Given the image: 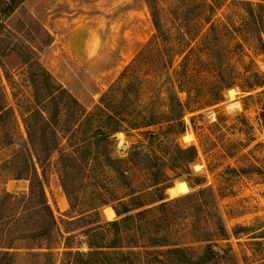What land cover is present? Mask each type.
I'll use <instances>...</instances> for the list:
<instances>
[{
  "label": "rangeland",
  "instance_id": "1",
  "mask_svg": "<svg viewBox=\"0 0 264 264\" xmlns=\"http://www.w3.org/2000/svg\"><path fill=\"white\" fill-rule=\"evenodd\" d=\"M17 12L0 17V213L6 191L29 192L30 178L16 177L42 170L27 132L41 110L49 141L116 126L100 122L101 102L120 113V131L67 147L76 159L65 172L55 155L45 191L58 224L49 236L1 239L0 264H264V0H24ZM4 64H16L7 76ZM177 146H194L195 159ZM94 206L103 260L88 255L87 219H76Z\"/></svg>",
  "mask_w": 264,
  "mask_h": 264
},
{
  "label": "trees",
  "instance_id": "2",
  "mask_svg": "<svg viewBox=\"0 0 264 264\" xmlns=\"http://www.w3.org/2000/svg\"><path fill=\"white\" fill-rule=\"evenodd\" d=\"M24 0H9L6 6H1L0 5V17L2 15H5L9 21H11L12 17H19L18 12H16L17 9H19L22 5ZM213 2V1H212ZM251 5V4H250ZM214 5H212L210 8L212 9ZM252 7V6H251ZM19 11V10H18ZM29 16L35 21L39 22L37 18L30 12ZM153 21H154V26L156 27L157 30H161L162 28V22L161 20L153 14ZM0 25L2 27H6V24L3 22H0ZM46 33H49L46 30ZM50 36V41L52 39V35L49 33ZM35 39L33 38V41ZM8 41V36L5 33L0 32V57L8 55V53L5 54V50L1 48V44L6 43ZM48 43V42H46ZM11 49V48H10ZM32 49V48H31ZM13 51V50H12ZM24 63L30 62V58L25 55L23 57L22 61ZM9 67H15L16 64H4V71L6 73V76L8 75V66ZM18 65V64H17ZM38 78L35 79L34 81L38 82L42 78L44 79V76H37ZM52 78V76H51ZM48 81H51L47 78H45ZM261 85H264L261 84ZM62 91L68 96L69 101L73 105H77L83 109L86 110V107L84 104L76 98L69 90L64 88L62 86ZM56 98V97H54ZM38 105L42 103L38 99ZM180 103V101H178ZM99 106V111L102 113V119L100 122L102 124L104 123L105 120L112 121L114 120L117 122L116 126H112L110 130L106 132H102L100 136H84L82 142L78 144H72L71 136L70 135H61L62 137H66V144H62L61 141L59 140L62 138L61 136L58 135V139L55 138L54 141H49L47 139V136L51 134V132H48V126L51 125L50 118L45 116V113L41 110L38 114V118L43 119L42 123H38V125L33 124V122L28 121L27 122V132H28V137L30 144L32 145V149L35 150V155L36 159L39 162L42 170L41 172L38 171L36 166H33V171L31 175H29L27 172H21L16 178L21 179V178H30V188L29 192L27 194H13L11 192L6 191L5 192V197L2 198L3 201L2 204L4 205V209L0 213V226L2 227V236L0 238L5 241V239H14L19 235V237L22 236H27V235H33V236H49L51 233L52 228L58 224L57 219L54 215V211L52 206L50 205L46 191H45V181H46V168L51 165L52 159H55V155L58 154V157L56 158V163L60 165V167H63V170L65 172V168L67 166L66 161H73L76 159L74 156V151L69 152L67 151V147H75L76 150H79L81 146H86V147H91L93 146V143L95 144H101L102 140H107L110 133L113 131H120V127L118 125L119 118H120V113L114 112V110H111L105 106L102 102L98 104ZM89 112L88 110H86ZM264 114V112H263ZM58 116V115H57ZM73 116V115H72ZM88 120H91L92 122L94 121L93 119L89 118ZM79 123H82L81 121ZM91 123V122H90ZM182 123V130L185 128V123ZM101 124V126H102ZM149 125V124H148ZM66 131L71 130V125H68L66 128H64ZM85 132H87L85 130ZM53 134L56 135L55 130L52 131ZM65 133V132H64ZM148 133L153 134V132L148 131ZM41 137L40 142L36 141L37 137ZM67 136H70L67 138ZM57 137V136H56ZM94 137V140H93ZM103 137V138H101ZM101 140V141H100ZM75 145V146H74ZM105 151V152H104ZM177 151L183 154H186L187 160L185 161H193L196 157V148L194 146L188 147V148H180V146H177ZM105 153L104 156L105 161L108 162V165H112V167L115 168V163L114 159L110 156L108 151L105 149L103 150ZM26 156L22 159L25 171L29 169V163L26 160ZM86 161L89 162V158H86ZM117 169V168H116ZM60 172V181L61 185L66 193V196L70 197V192L68 189V174L63 173V171ZM28 175V176H27ZM167 187V186H166ZM15 201L18 202L20 205L21 202L24 203V207L22 210H19L18 204H15ZM34 201L36 202L34 204ZM131 210V207L125 206V212L127 213L128 211ZM80 214H84L87 216H80L77 217L76 219H87L85 222L86 224L81 225L80 228L82 233H85L90 237L88 240V246L90 248L88 255L95 256L96 258L104 259L108 256V253L105 250V243L100 242V241H93V237L95 234L101 233L103 235L102 238L105 236V228L104 226L99 222V215H100V210L98 209L97 206L91 207L86 211L81 212ZM135 215L127 214L124 219H130L134 218ZM4 221V222H3ZM113 224L117 225L118 222L115 220ZM72 231V229H69L67 232L69 233ZM94 235V236H93ZM71 239V236L68 235L66 240V247H72L71 243H69V240ZM156 239V238H153Z\"/></svg>",
  "mask_w": 264,
  "mask_h": 264
},
{
  "label": "bare ground",
  "instance_id": "3",
  "mask_svg": "<svg viewBox=\"0 0 264 264\" xmlns=\"http://www.w3.org/2000/svg\"><path fill=\"white\" fill-rule=\"evenodd\" d=\"M179 187H180V186H179ZM181 188H182V189L185 188V185H182ZM176 189H177V188H176ZM176 189H175V188H170V191H171V192H176ZM178 191H179V189H178ZM113 213H114L113 210L110 209L109 214H112V215H113Z\"/></svg>",
  "mask_w": 264,
  "mask_h": 264
}]
</instances>
